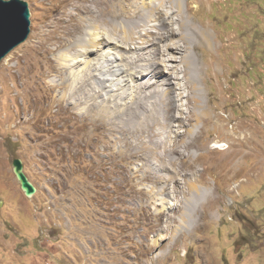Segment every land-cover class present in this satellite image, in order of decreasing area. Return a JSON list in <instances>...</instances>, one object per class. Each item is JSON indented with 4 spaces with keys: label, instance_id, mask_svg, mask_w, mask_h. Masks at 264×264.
I'll return each instance as SVG.
<instances>
[{
    "label": "rangeland",
    "instance_id": "374dc122",
    "mask_svg": "<svg viewBox=\"0 0 264 264\" xmlns=\"http://www.w3.org/2000/svg\"><path fill=\"white\" fill-rule=\"evenodd\" d=\"M26 1L31 33L0 63V264H264V0H191V11L182 0L184 15L173 8L175 28L186 18L210 34L211 44L200 39L192 49V78L211 120L192 149L206 152L207 162L184 163L175 175L171 168L157 173L171 180L169 189L179 182L180 193L167 195L176 205L167 214L151 201L168 189L160 191V180L143 179V165L158 164L146 145L137 157V148L129 145L133 137L84 120L72 104L58 103L65 84L54 81L60 78L55 54L84 35L82 29L102 7L93 0ZM146 5H136L144 21L151 14ZM159 41L146 44L138 59L166 50ZM119 99L121 108L129 98ZM188 119L174 122L186 140L198 127L194 117ZM18 157L37 187L31 197L14 171ZM203 167L202 177L219 201L211 213L195 222L188 218L177 230V215L199 203L190 187L201 184L197 171ZM153 186V192L145 190ZM160 233L169 237L156 246L151 239Z\"/></svg>",
    "mask_w": 264,
    "mask_h": 264
},
{
    "label": "bare ground",
    "instance_id": "6f19581e",
    "mask_svg": "<svg viewBox=\"0 0 264 264\" xmlns=\"http://www.w3.org/2000/svg\"><path fill=\"white\" fill-rule=\"evenodd\" d=\"M128 1L93 0V3H96L98 7H102L94 17V22L88 24V28L83 26L84 35L76 39L73 37L74 39L67 49L60 50L55 54L60 78H54V81L58 84H62L61 82L65 84L61 88L62 94L60 96L58 94V103L61 106L65 103L72 104L75 108H79V115L84 120L90 118L93 124H102L113 130L123 131L126 136L133 137V144H128L137 148L134 153L137 157H143L142 147L143 150H146L144 149L146 145L147 153L154 154L158 158V164L157 166L151 163V165H143L141 168L143 179H153L156 183L160 180L163 184L160 191L168 189V194L162 192L164 195H158L159 193H155L152 196L153 201H151L157 212L167 214V210L176 206L168 199L167 195L171 196V193H174L173 196H176L175 193H180L177 189L179 182L177 183L175 180V184L169 189L171 180L166 175H157L159 170H170L171 168L172 174L175 175L184 163L193 162L203 165L209 158L204 151L192 152V149L197 146L194 139L202 132L205 123L211 120V115L203 109L199 86L192 78L196 70L192 67L194 62L192 49L197 48L196 45L199 44L200 39L211 44V37L209 32L202 29L199 31L197 26L186 18L181 20L179 29L173 26L174 19L171 15L173 8L177 6L179 14L184 15L182 0L171 3L172 5L169 7H165L168 0H159V2L157 0H153L154 2L135 0L133 3H128ZM144 3L147 4L142 6L144 9L147 6L151 7V14L147 16V21L140 17V6H136ZM186 6L187 11H191V0H187ZM156 13L163 17V22L159 16L155 15ZM107 16L111 17L107 18ZM157 20L162 24L156 23ZM151 22L154 23L151 24ZM138 28H143L144 31L136 36L133 33ZM110 29H114L115 32ZM190 29L199 35L192 36ZM179 30L181 36L180 39H177ZM121 34L126 38V44H123ZM148 34L153 36H148ZM156 39H160L158 42L160 48L162 41L164 45L167 44L166 50L158 56L153 54L148 58H144L145 52L138 59L136 55L138 51L144 50L146 44L155 45ZM76 45L80 48H77ZM192 46L193 48H191ZM69 48L78 49L79 54L70 53ZM155 68L156 71L153 73ZM144 76L150 77L140 81L139 79ZM123 82H126L125 85H121ZM100 95L101 101L95 103L94 106L89 105L91 100ZM125 96H128L129 99L122 102L120 108L119 98ZM111 101L114 102V105L111 104ZM184 117L189 118L188 120L194 117L197 121L198 127L194 125L190 131V140L182 139V130H178L181 125L179 123L176 129V123H174ZM86 125L87 122H84L80 128L82 129ZM249 137H245V140H248ZM128 154L131 153L128 152ZM206 168L203 167L197 171V175L202 177V170L205 171ZM182 177L187 178L188 175L183 174ZM154 187L144 189L147 192H153ZM190 188L194 189L193 193H197L201 198L199 203L196 199L195 202L198 204L194 209L188 210L182 216L177 215L180 222L176 225L177 230L187 225L188 218L195 222L197 218L211 213L219 201L203 177L200 185H193ZM202 189H204L203 194L200 193ZM168 223V226L173 224L171 221ZM168 237L167 233H160L159 237L153 236L151 241L157 246L160 240H165Z\"/></svg>",
    "mask_w": 264,
    "mask_h": 264
},
{
    "label": "water",
    "instance_id": "95a60500",
    "mask_svg": "<svg viewBox=\"0 0 264 264\" xmlns=\"http://www.w3.org/2000/svg\"><path fill=\"white\" fill-rule=\"evenodd\" d=\"M31 33V11L26 0H0V63ZM15 174L26 195L31 197L37 187L24 171L21 158L13 160Z\"/></svg>",
    "mask_w": 264,
    "mask_h": 264
}]
</instances>
